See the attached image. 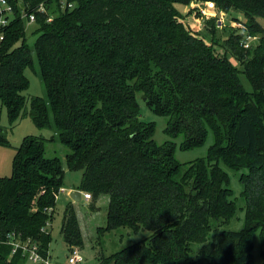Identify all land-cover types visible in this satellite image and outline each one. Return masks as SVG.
Returning <instances> with one entry per match:
<instances>
[{"label": "trees", "instance_id": "trees-1", "mask_svg": "<svg viewBox=\"0 0 264 264\" xmlns=\"http://www.w3.org/2000/svg\"><path fill=\"white\" fill-rule=\"evenodd\" d=\"M7 1L13 11L5 12L8 23L0 26V98L11 121L30 116L57 134L50 141L57 137L70 149L67 160L83 171L78 189L91 194L93 210L102 194L109 196L100 233L119 227L151 232L100 256L99 264H256L258 232L264 264V0ZM192 2L243 14L245 20L234 17L243 28L208 44L177 7ZM31 14L38 25L33 45L26 39ZM200 16L216 36L217 18ZM248 37H256L257 45L245 47ZM36 63L47 95L27 97L25 72ZM137 94L169 118L166 132L172 139L183 136L184 149L202 145L211 128L216 141L209 155L184 164L175 157L174 140L157 144ZM47 141L26 137L13 174L0 177V264L31 263L13 252L12 233L52 257L48 226L65 171L60 158L47 157ZM222 165L248 170L241 179L242 230L223 229L239 208ZM61 233L68 255L84 246L72 202Z\"/></svg>", "mask_w": 264, "mask_h": 264}, {"label": "rangeland", "instance_id": "rangeland-1", "mask_svg": "<svg viewBox=\"0 0 264 264\" xmlns=\"http://www.w3.org/2000/svg\"><path fill=\"white\" fill-rule=\"evenodd\" d=\"M192 2L190 5L184 6V4H178V9L185 15L183 22L192 29L196 35L204 39L208 44L215 41H221L223 37H227L233 30L243 28L241 23H238L234 17L245 20V16L241 13L231 11L230 13L220 12L216 6L209 4H199ZM203 12L205 19L211 20L217 15L218 23H216L219 29L216 36L211 35L209 27L204 18L200 16ZM224 18V20L222 19ZM38 28L35 22L29 23L27 20L26 27V39L30 45H33L38 37V34L34 31ZM211 29V27H210ZM247 42L250 45H257L258 40L256 37H248ZM216 42V43H218ZM218 48V47H217ZM231 58V57H230ZM231 62L241 68L235 58H231ZM26 76L29 80V87L25 92L27 97L47 95V89L42 81L39 64L36 63L35 68H27ZM242 82L247 90H251V84L245 75H241ZM137 100L140 105V112L142 119L151 122L155 126L154 140L157 144L163 145L169 140H174L175 157L181 163H188L199 158H204L209 155L211 147L215 144L216 136L214 131L209 128L208 135L205 142L192 149H184L182 147L184 138L179 136L172 139L166 132L169 118L154 112L144 99V95L137 94ZM55 135L54 131L48 128H39L34 120L30 116L23 117L14 122L11 121L6 107L3 105L0 98V139L5 140L8 144H0V177H9L13 174V161L17 151V148L21 146L25 138L28 136H41L47 138L46 142V155L49 158H60L62 166L64 168L63 178V192L58 197L54 219L50 222L48 229L51 232V244L50 252L53 257L60 262V264H67V245L62 237V226L64 221V212L67 204L71 201L68 192L73 189H77L80 186V182L83 176L82 170H73L67 160V155L70 153V149L65 146L56 137L51 140ZM224 170L229 176V186L234 192L235 200L238 204V211L235 217H233L229 223L223 226L225 230H242L245 226V205L246 199L243 196V183L242 175L247 173L248 170H236L227 165H222ZM92 200L87 201L83 196V199L76 202L74 205L79 223L82 228L85 244L80 247L75 246V249L81 250V253L85 257V264H99L100 256L110 257L114 253L122 250L125 247L136 244L141 240L148 238L151 235L149 230L133 231L128 227H119L113 230H106L104 233H100L103 227L107 226L108 204L109 196L102 194L97 202L98 210H93L90 206ZM100 228V229H99ZM254 250L253 256L256 264H262L261 257V238L260 233H256L253 238ZM202 247L200 243H193V249L199 251ZM26 264H31L30 262Z\"/></svg>", "mask_w": 264, "mask_h": 264}, {"label": "built area", "instance_id": "built-area-1", "mask_svg": "<svg viewBox=\"0 0 264 264\" xmlns=\"http://www.w3.org/2000/svg\"><path fill=\"white\" fill-rule=\"evenodd\" d=\"M211 2L207 3L210 5ZM213 4V3H212ZM71 6V4H70ZM213 6H215L213 4ZM13 7L7 0H0V26H5L8 23V16L5 12H12ZM217 18V15L215 16ZM222 19V18H221ZM36 20L35 14H31L29 18V23ZM224 20V18L222 19ZM218 23V18H217ZM5 38L4 32L0 31V42ZM251 46L248 42L245 43V47ZM84 197L89 201L92 197L91 194L85 193ZM54 208H49V211H53ZM8 243L13 246V252L21 251L24 255L28 256L32 264H59L56 259H53L51 256L45 257L39 253V246L35 244L31 239L22 240L17 237L14 233L8 235ZM85 258L83 254L78 250H72L68 255V264H84Z\"/></svg>", "mask_w": 264, "mask_h": 264}, {"label": "water", "instance_id": "water-1", "mask_svg": "<svg viewBox=\"0 0 264 264\" xmlns=\"http://www.w3.org/2000/svg\"><path fill=\"white\" fill-rule=\"evenodd\" d=\"M71 198L75 201H80L82 198V190H74L71 194H70Z\"/></svg>", "mask_w": 264, "mask_h": 264}, {"label": "crops", "instance_id": "crops-1", "mask_svg": "<svg viewBox=\"0 0 264 264\" xmlns=\"http://www.w3.org/2000/svg\"><path fill=\"white\" fill-rule=\"evenodd\" d=\"M78 189V188H77ZM77 189H73V190H70L69 192H68V194H69V196H70V194L74 191V190H77ZM64 190L62 189V192H63ZM84 192L82 191V198H81V200L83 199V196H84ZM70 199H71V201L70 202H72L73 204H75L76 202H79V201H75V200H73L72 198H71V196H70ZM68 249H67V251L69 252V247H67ZM68 252H67V254H66V256L68 255ZM50 254H51V252H50ZM52 255V254H51ZM52 257H53V255H52ZM54 258V257H53Z\"/></svg>", "mask_w": 264, "mask_h": 264}]
</instances>
